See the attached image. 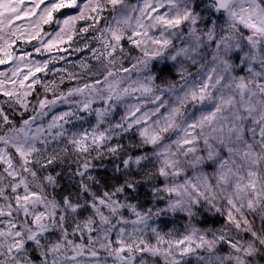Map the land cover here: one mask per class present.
I'll use <instances>...</instances> for the list:
<instances>
[{"label": "clouds", "instance_id": "1", "mask_svg": "<svg viewBox=\"0 0 264 264\" xmlns=\"http://www.w3.org/2000/svg\"><path fill=\"white\" fill-rule=\"evenodd\" d=\"M76 4L0 76V264H264V0Z\"/></svg>", "mask_w": 264, "mask_h": 264}, {"label": "snow or ice", "instance_id": "2", "mask_svg": "<svg viewBox=\"0 0 264 264\" xmlns=\"http://www.w3.org/2000/svg\"><path fill=\"white\" fill-rule=\"evenodd\" d=\"M37 0H32V4L35 5ZM81 3L84 0H80ZM24 0H0V41H7V48L10 50L6 52L4 47H0V66H4L0 69V76L4 75V69L7 68L13 60L11 52H15L16 46L19 44L33 43L37 39V36H25L24 29L26 28V21L17 24L15 23L18 20H22L23 17H31L33 13L36 12L35 7H22ZM67 7L77 6L76 0H66ZM55 7V6H54ZM179 21H177L178 23ZM85 29H81L84 31ZM11 36L13 39H8ZM68 39H71L69 37ZM67 43V40H50L47 44L43 45L45 49L58 48L60 51H64L61 45ZM35 51L39 52V48H36ZM43 71L41 68H36L31 72H26L22 77L20 84L24 86L33 76L37 75L39 72ZM7 83L12 84L15 81H7ZM2 95H10V93H0ZM178 243H183L179 241ZM188 249L186 248L185 251Z\"/></svg>", "mask_w": 264, "mask_h": 264}, {"label": "rangeland", "instance_id": "3", "mask_svg": "<svg viewBox=\"0 0 264 264\" xmlns=\"http://www.w3.org/2000/svg\"><path fill=\"white\" fill-rule=\"evenodd\" d=\"M32 6H33V4H32V0H24V4L22 5V7H28V8H30V7H32ZM37 11H39V9H37ZM29 18H30V17H23L22 20H18V21H16L15 23H17V24H21V23L27 21ZM3 67H4V66H0L1 69H2Z\"/></svg>", "mask_w": 264, "mask_h": 264}, {"label": "trees", "instance_id": "4", "mask_svg": "<svg viewBox=\"0 0 264 264\" xmlns=\"http://www.w3.org/2000/svg\"><path fill=\"white\" fill-rule=\"evenodd\" d=\"M1 69V68H0Z\"/></svg>", "mask_w": 264, "mask_h": 264}]
</instances>
